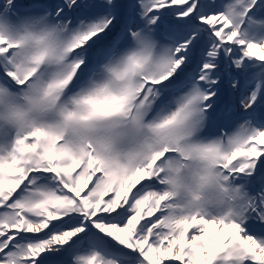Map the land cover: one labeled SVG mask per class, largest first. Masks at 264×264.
<instances>
[{
  "label": "snow or ice",
  "instance_id": "snow-or-ice-1",
  "mask_svg": "<svg viewBox=\"0 0 264 264\" xmlns=\"http://www.w3.org/2000/svg\"><path fill=\"white\" fill-rule=\"evenodd\" d=\"M0 264H264V0H0Z\"/></svg>",
  "mask_w": 264,
  "mask_h": 264
}]
</instances>
